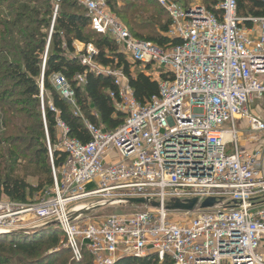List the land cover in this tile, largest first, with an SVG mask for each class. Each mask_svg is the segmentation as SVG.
Returning <instances> with one entry per match:
<instances>
[{
  "label": "built area",
  "instance_id": "built-area-1",
  "mask_svg": "<svg viewBox=\"0 0 264 264\" xmlns=\"http://www.w3.org/2000/svg\"><path fill=\"white\" fill-rule=\"evenodd\" d=\"M77 1L91 30L115 41L132 76L136 70L156 81L159 95L140 104L123 67H102L92 45L78 50L90 72L113 77L109 97L125 119L107 129L83 118L88 143L71 138L58 120L56 144L48 138L53 187L39 203L0 199V229L55 223L73 259L86 251L93 264L149 257L161 264H264V116L251 109L264 100V17L240 16L236 0H223L217 12L153 0L170 20L163 35L176 43L160 46L134 37L107 0ZM52 81L75 107L66 80ZM76 81L84 85L86 75ZM54 150L65 154L58 169ZM94 199L103 204H89ZM209 199L215 204L202 208ZM193 200L192 211L168 210ZM116 205L143 210L89 219Z\"/></svg>",
  "mask_w": 264,
  "mask_h": 264
},
{
  "label": "trees",
  "instance_id": "trees-1",
  "mask_svg": "<svg viewBox=\"0 0 264 264\" xmlns=\"http://www.w3.org/2000/svg\"><path fill=\"white\" fill-rule=\"evenodd\" d=\"M175 1L188 6L191 0ZM236 1L240 16L264 17V0ZM20 2L17 0V3ZM53 2L60 6L57 13H54ZM219 2L206 0L207 9L217 12L213 7ZM37 4L40 6L36 7ZM107 4L126 22L134 37L160 46L176 44L163 35L169 28L170 20L162 10L160 13L167 20L155 24L160 27L161 34L152 28L148 34H143L141 31L147 29L145 25L148 24H139L138 18L151 21L155 16L146 14L145 4H139L136 9L133 4L119 8L115 0H107ZM76 42L86 47L94 46L98 52L94 59L102 67H123L140 104L144 105L159 95L156 81L144 73L132 76L130 65L115 41L91 30L87 12L77 0H30L23 4L12 20L3 23L0 31V111L3 113L0 122L15 135L12 136V145L22 144L26 149L7 153V157L14 159L13 166L20 159L41 166L43 174L48 177L46 184L50 187L54 185V178L48 138L51 145L56 144L58 120L68 126L71 138L88 143L91 136L83 118L96 125L101 123L107 129L118 128L125 119L123 114L116 112L109 97V91H116L113 77L90 72L82 64L80 56L83 52H77ZM56 75L64 78L75 92V107L55 87L52 80ZM78 75H86L84 85H78ZM42 85L43 113L40 111ZM30 106V109L26 108ZM64 161L65 154L54 150L55 167L58 169ZM14 174V168L1 174L0 199L27 204L46 185L39 180L38 186H32ZM43 230L30 236L0 235V264H53L59 257L71 253L70 249H61L51 254L50 251L61 248L59 236L62 233L55 228ZM70 264H93V258L84 252L81 260H73ZM116 264L161 263L155 257H149L143 260L123 258ZM162 264L173 263L167 260Z\"/></svg>",
  "mask_w": 264,
  "mask_h": 264
},
{
  "label": "rangeland",
  "instance_id": "rangeland-1",
  "mask_svg": "<svg viewBox=\"0 0 264 264\" xmlns=\"http://www.w3.org/2000/svg\"><path fill=\"white\" fill-rule=\"evenodd\" d=\"M28 1H30V0H21L20 3H17V0H0V31L3 29V23L6 22L7 20H12L14 18V16L21 10V7L23 6V4L27 3ZM222 1L223 0H220V2L213 7L214 8L213 10L216 11L217 6ZM115 2L119 8H123V6H125V5L133 4L135 9H136V7L139 4H141V3L145 4L146 5V9H145L146 14H150V15L154 14L155 16H154V19H152L151 21H149V20L147 21L145 19L138 18L139 24H144V23L148 24V25H145V26H148L147 29H143L141 32L143 34H148L152 28V29H155V32H159V34H161L160 27H158V25H155V24H157L159 22L165 23L167 20V17L164 16L163 13L162 14L160 13L161 9L157 6V4L155 2H153L152 0H115ZM52 5L54 7V13H57V11L60 9V6L57 4V2H53ZM191 5H201V6H204L206 8L209 6L206 3V0H191L190 3L188 4V6H191ZM31 6H34V5H31ZM39 6L40 5L37 4L36 7H39ZM122 22L126 25L125 21H122ZM52 25H53V22H52ZM76 43H78V42H76ZM76 43H75V45H76ZM76 49H77V52L79 53V51H78L79 49L77 48V46H76ZM119 50H120V48H119ZM81 57H83V55H81ZM99 67H100V65H99ZM42 98L43 97H41V109H40V111L43 113L44 106H43V99ZM0 108H2V107H0ZM26 108L30 109L31 106L26 107ZM251 109L253 112H255L257 114L264 115V100L256 102V104L253 105V107ZM2 117H3V113H1V111H0V118H2ZM12 136H15L12 133V131H10V129L6 128L4 123L0 122V144H1L0 145V176H1V174H3V172H7L9 169L14 168L15 169L14 175L19 176L20 178H23L28 184L36 187V186H38L39 180H43L45 182L44 184H46L48 181V177L43 174L44 171L41 168V166L35 165L34 163L32 164L28 160H25V159H20L13 166L14 159L7 157V153L8 152H14L18 149L19 150L24 149V145H22V144L12 145V139H13ZM242 139L244 140V137H242ZM24 150H26V149H24ZM51 188L52 187H50L46 184L41 192L34 195L33 198H30V202L31 203L41 202L45 198L46 194L48 193V191ZM89 204H92L94 206H99V205H102L103 202L101 200L94 199V200H90ZM141 210H143L142 207H131V206H124V205L108 206V207H105L103 209L98 210L95 213H90L89 219L102 218V217L119 215V214H132V213H135V212H138ZM42 231H45V230L41 229L38 232H42ZM36 233H34V234H36ZM34 234H32V235H34ZM21 235L30 236L27 234H21ZM59 238H60L61 248H58L56 250L66 249V244H65V241L63 239V236L60 235ZM50 252H53V251H50ZM84 252L87 254L86 251H84ZM88 259H89V257H88ZM73 260H75V259H73V255L68 252L67 254H64L63 256L56 259L53 264H70Z\"/></svg>",
  "mask_w": 264,
  "mask_h": 264
},
{
  "label": "water",
  "instance_id": "water-1",
  "mask_svg": "<svg viewBox=\"0 0 264 264\" xmlns=\"http://www.w3.org/2000/svg\"><path fill=\"white\" fill-rule=\"evenodd\" d=\"M129 202H130L131 205H134V206L147 205V201L144 200V199H131V200H129ZM196 204H197V200L191 201L188 205H183L180 202H175V203H171V204L168 205V210L192 211ZM214 204H215V200L214 199H209L202 205V208H209V207H212ZM152 206L153 207H158V204L153 203ZM46 228H55V229L58 230V227H57V225L55 223H42V224H39V225L35 226L32 229L21 230V231H11V232H9L7 230L0 229V235H10V236L11 235H17V234L32 235V234L40 231L41 229H46ZM66 249H69V248L66 247ZM59 251L60 250H55V251L51 252V254L59 252Z\"/></svg>",
  "mask_w": 264,
  "mask_h": 264
},
{
  "label": "crops",
  "instance_id": "crops-1",
  "mask_svg": "<svg viewBox=\"0 0 264 264\" xmlns=\"http://www.w3.org/2000/svg\"><path fill=\"white\" fill-rule=\"evenodd\" d=\"M75 46H77V48L79 49V50H83L84 49V44H81V43H76V45ZM138 74V73H140V72H136V70H135V72H134V74ZM136 74V75H137ZM264 116V115H263ZM264 251V250H263Z\"/></svg>",
  "mask_w": 264,
  "mask_h": 264
}]
</instances>
